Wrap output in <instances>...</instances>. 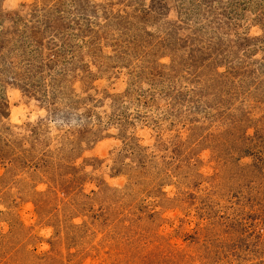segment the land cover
<instances>
[{"label":"rangeland","instance_id":"obj_1","mask_svg":"<svg viewBox=\"0 0 264 264\" xmlns=\"http://www.w3.org/2000/svg\"><path fill=\"white\" fill-rule=\"evenodd\" d=\"M0 264H264V0H0Z\"/></svg>","mask_w":264,"mask_h":264}]
</instances>
